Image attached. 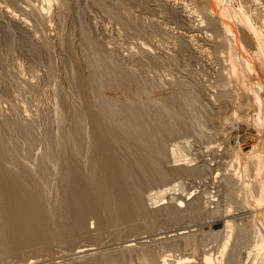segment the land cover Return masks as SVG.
Wrapping results in <instances>:
<instances>
[{
	"label": "rangeland",
	"instance_id": "rangeland-1",
	"mask_svg": "<svg viewBox=\"0 0 264 264\" xmlns=\"http://www.w3.org/2000/svg\"><path fill=\"white\" fill-rule=\"evenodd\" d=\"M21 1H16L20 12L15 14L19 21L28 23L26 26L13 22L0 8V140L21 155L19 165L29 163L20 166L27 169V175H33L27 177L32 190L37 180L36 168L43 160L48 171L55 172V179L46 182L48 201L41 207L45 214H39L38 221L43 228L40 227V239L29 249L15 250L8 245L1 224L4 213L2 216L0 209V264H79L81 259L116 253L128 256L130 264H144L145 259L148 264H204V257L211 258L213 264H225L226 255L220 260L222 246L226 243L225 253L230 252L236 225L246 229L249 236L244 247L236 252L234 264H259V257L253 254L257 250L255 222L241 214L254 193L252 183L256 182L243 154L263 151L264 133L255 137L254 131L245 126L239 112L241 108L246 111L247 104L235 97L232 98L240 106V120L237 125L232 124V131L223 129L220 119L229 110L221 108L215 94L217 71L225 72L222 59L227 50L224 53L216 48L212 33L204 28V10L210 9L209 0H169L170 5L166 6L158 0H64V6L57 0ZM36 2L49 12V18L45 23L40 21L38 29L33 28L28 15L23 16V11L31 9L29 4L33 7ZM225 2L234 11L240 7L236 12H244L242 17L249 22L251 19V24L261 19L264 24V0ZM0 4L3 5L1 0ZM246 12L256 15L249 18ZM254 15L260 18L256 20ZM143 47L150 51L146 53ZM96 61L108 70L119 69L138 87L144 86L142 91L151 87L149 91L166 95L163 98L172 95L189 122L185 135L167 140L168 156L163 165L167 170L181 165L185 175L145 187L141 206L149 216L129 213L119 217L109 210L108 217H116L118 224L108 222L105 227L93 212L83 214L74 205L71 195L75 189L64 174L67 159L64 160L63 150L69 139L71 119L75 117L90 127L86 109L79 101L91 82L90 63ZM255 83H246L245 88L250 86V91L260 96ZM59 94L66 96L69 112L57 101ZM230 108L233 110L223 118L237 112L236 105ZM173 145L176 148L171 153ZM22 152H28L27 161ZM174 160L178 162L174 164ZM196 170L198 173H192ZM228 175L235 178L234 183L226 181ZM99 196V206L110 197ZM176 204L180 208L172 211L178 219L173 226V221L160 209L175 208ZM191 204L193 211L187 208ZM229 215L230 229L224 225ZM180 233L195 238V248H185L184 239L176 237ZM212 233H218L215 241L209 238ZM139 249L148 255L137 256Z\"/></svg>",
	"mask_w": 264,
	"mask_h": 264
},
{
	"label": "bare ground",
	"instance_id": "bare-ground-1",
	"mask_svg": "<svg viewBox=\"0 0 264 264\" xmlns=\"http://www.w3.org/2000/svg\"><path fill=\"white\" fill-rule=\"evenodd\" d=\"M16 1L17 0H1L3 5L1 6L0 4V8L3 9L2 11L7 17H10L13 22L21 24L20 26L23 24L26 26L28 23L22 21V19L19 21L15 14L16 12H20V10L17 11ZM32 1L34 2L35 0ZM62 1L64 0H57V2L63 3ZM158 2L165 6L170 5L169 0H158ZM209 2L210 5H207L210 9L204 10L203 22H205L204 25L206 26L203 27H207L209 33H212V43L216 48L223 50L224 53L225 50H227L225 58L222 59L223 62L225 61L226 63H223V65L225 64L223 67L226 66V69H222L225 70V72L220 71L221 73H218L217 71L219 81L217 80L216 83L218 93L215 92L217 93L215 95H218V99L215 101L219 102L221 108L224 106L223 110L227 108L229 113L233 110L230 107L236 105L237 108V112L235 111L236 113L230 114V117H227V115L223 118L224 115L229 113L225 112L226 114H224L222 111L224 115L220 114L222 115L220 120H223V129L225 132L229 131L228 129L231 128V126L233 127L234 124H238V119L241 116L245 126L254 131V136H260L261 133L260 135H257V133H264V24L262 25L263 22L261 21L263 19L260 20V24L257 21L253 25L250 23L251 19L249 22L247 21L248 18L242 17L245 15L243 14L244 10L242 11L243 15L239 14L241 12L237 13L240 7L236 12L233 10L234 8L231 7L232 5L228 6V3H223V0H209ZM25 5H28V3ZM37 5L39 4L37 3ZM29 6H31V9H26L27 14L23 11V16L26 15L25 17H27L28 15V21L33 23V28L38 29L41 27L40 21L44 22L47 17L49 18V16H47L49 12L40 5L32 7V5L29 4ZM62 6H64V3ZM45 8H47V6ZM183 11L184 9L182 12ZM187 11L189 10L187 9ZM191 13H189V15H191ZM246 13L248 14V12ZM253 14H255V12ZM250 15L248 14V17ZM251 16L249 18H251ZM256 18L259 19L260 17L258 18L255 16V19ZM199 26L200 25H198V27ZM45 36L43 37L45 38ZM47 38L49 37H46V39ZM148 49L144 48L143 50L147 53L150 51V49L149 51ZM218 49L216 50L218 51ZM218 53L220 54V52ZM90 64L89 78L91 82L89 81V87H87L86 91L82 86L80 87L84 90V93L80 91L82 94L79 101L81 102L80 106L86 109L87 116L91 121L88 123L90 127L87 128L84 121L80 122L75 117L71 119V127L68 133L69 139L67 138V144L64 145L63 150L64 160L67 159V161L64 162V174L66 181H68L70 185L72 184L75 189V193L71 195L73 196L74 205H76L83 214H86V212H93L97 220L100 221L102 227H105L108 222H111L113 225L118 224L116 217L111 219L108 217L109 215L107 212L109 210L116 212V216L119 217L129 213L132 215L138 214L141 217L149 216V212L144 206H141L145 187L153 186L157 183H166L180 174L183 176L185 170L180 167L181 165H178V167L175 165V167L168 170L164 168L163 165L168 156L165 144L171 137L181 133L185 135L184 131L187 132V130H189V122L185 117L184 110L177 105L172 95H167L168 97L163 98V94L161 95L160 93L159 95L156 91H149V88H151L149 86V88L146 86L148 88L147 91L145 89L142 91L144 86L142 89L139 86L140 90L137 84L133 83L126 75L124 76L119 69L110 68V70H108V68L97 61L91 62ZM251 82H256L255 88L258 89L257 91H259L260 96H257L259 94L255 95V92H251L249 89L250 86L245 88V84H250ZM57 96L58 95H56V97ZM64 96L65 95L61 94L60 98L58 97L60 100H56L61 102V105H58L62 106L66 112H69L70 108H68L65 99L66 96ZM169 96L173 98H169ZM232 97H235L239 102L244 101V103L247 104L246 111L243 108H241L240 111V106ZM221 110L222 109H220V111ZM254 112H256L255 117H253ZM232 129L234 128H231V131ZM234 136L236 135L234 134L232 137ZM262 136L264 137V134ZM170 148H172L170 149L172 153L176 145ZM24 154L26 159V154H29L28 152H24ZM243 155L245 161L248 160L250 171L255 175L256 182L252 183L254 193L248 197L247 207L241 214H246L244 217H248L255 222L254 226L258 234L255 238V248H257V250L253 254L259 257V264H264V150L256 152L254 155H250L249 153ZM19 156L21 155L17 154V152L12 149L10 150L5 146V143L0 140V209L3 211L1 214L4 213V216L2 214L3 222L0 223L2 224V230L4 229V236L8 245H10L11 248L16 247L18 250H26L40 239V227H43L40 226V222H38L41 216L39 214H45L41 211V207L48 201L45 194V185H47V181L49 182L53 178L55 179V172L48 171L45 160H43L37 168L33 167L36 168L37 180L36 184L32 186L34 187L32 190L28 184L27 177L29 178L33 175H27L28 173L25 171L27 169L20 166L25 162H20L21 164L19 165ZM174 162L178 161L174 160L173 163ZM25 164L29 165L27 162ZM194 171L192 173H198L197 170L196 172ZM33 178L35 179V177ZM234 179L232 175L226 177L227 182L234 183V181H232ZM68 182L67 184L69 185ZM159 193L162 194L163 192L160 191ZM100 194L105 197L106 195L108 197L110 196L109 200L107 199L103 206H99ZM175 206V208L172 207L171 209H160L164 211L163 214L170 219L171 223L173 221V224L178 222V219H176L175 213L172 214V211H177L180 208L178 204ZM187 208L193 211L194 205L191 204ZM190 210L189 212H191ZM229 217L230 215L225 217L226 219L224 221V225L228 229H230L229 223L231 221H228ZM162 222H164V219ZM166 222L168 221H165V223ZM166 224L168 225V223ZM177 224L178 223H176V225ZM173 226H175V224ZM212 234L209 238L211 241H215V239L218 238V233ZM171 236L175 238L174 235L171 234ZM248 236L249 232H247L246 229H242L236 225L233 236L235 240L233 243L234 245L230 252L226 254V243L223 244L222 247L224 248L221 251L222 256L220 254V260L222 261L223 257L226 255L225 264H234L236 252L244 247V243L248 239ZM159 237L161 236L159 235ZM176 237L184 239L182 241L183 243H181L185 248H192L197 244L196 239L189 237V235L186 236V234L180 233L176 235ZM166 239H168V237H166ZM160 241L163 240L160 239ZM139 252L137 255L136 252L133 251V253L139 257H144L140 255L142 253H145V256L148 255L145 250H141V253ZM85 253V251L82 252L83 255ZM166 260H168V258ZM202 260L204 264H213L209 257H204ZM45 261L47 262L48 260ZM147 261L148 260L145 259L144 264H148ZM166 262L167 261H164L162 263L166 264ZM177 262L175 261L174 263L180 264V262ZM170 263L174 264L172 262ZM170 263L167 262V264ZM79 264H130V258L128 256H123L121 253H116V255L111 256L101 255L99 257L81 259Z\"/></svg>",
	"mask_w": 264,
	"mask_h": 264
}]
</instances>
